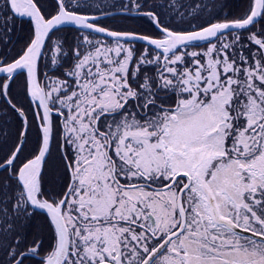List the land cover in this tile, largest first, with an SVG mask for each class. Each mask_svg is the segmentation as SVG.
Here are the masks:
<instances>
[{
    "label": "snow or ice",
    "instance_id": "1",
    "mask_svg": "<svg viewBox=\"0 0 264 264\" xmlns=\"http://www.w3.org/2000/svg\"><path fill=\"white\" fill-rule=\"evenodd\" d=\"M87 6L0 0L4 43L30 21L0 57L21 121L0 133V264H264V0L187 27L153 4L140 14L156 34L101 26ZM63 25L78 29L67 52L50 35ZM16 75L27 110L9 98Z\"/></svg>",
    "mask_w": 264,
    "mask_h": 264
},
{
    "label": "trees",
    "instance_id": "2",
    "mask_svg": "<svg viewBox=\"0 0 264 264\" xmlns=\"http://www.w3.org/2000/svg\"><path fill=\"white\" fill-rule=\"evenodd\" d=\"M53 5L55 3V0H51ZM97 0H92V2H95ZM169 0H164L165 4L168 2ZM217 3H223L226 2L227 0H178L176 3L181 4V6L179 7V9H183L185 8V10H189V9H193L196 7V5H201V7L199 9H197V11L191 15V18H196L195 19V23L199 22V21H203V20H209L213 18V15L215 12H217V8L216 7V2ZM47 4L50 3L48 2V0H46ZM90 0H81V4L82 5H87L89 4ZM236 2V1H235ZM152 4L151 0H146V2H144L145 7H143L141 10H136L138 12H142V11H147L148 10V6L149 4ZM122 4V0H100V2L97 5H94L91 3V5H88L87 7L83 8V11L88 13V14H102V13H106V12H110L111 11H115V10H121L120 5ZM49 5V4H48ZM175 6V5H174ZM231 7L233 6H228L227 4V8H229L231 10ZM238 6H235L236 9ZM97 9V10H96ZM159 8H156L155 11H159ZM163 12H166V10H164ZM234 17H236L239 13L238 10H232ZM232 15V16H233ZM185 16V15H184ZM116 17L121 18V20H117ZM125 19V20H123ZM108 20L111 21L112 25H116V26H120L122 24L125 23V21H128L130 23L129 20L133 21V22H139V24H131V31L140 33V34H156V29L154 28V26L151 24V22L145 17V16H138V17H126V16H114V17H110V18H104V19H100L98 21V23L101 26L107 27V28H111L113 30H129V29H121V28H113L112 26H110V23H106ZM262 20V19H261ZM141 21V22H140ZM181 21H185V17L182 18ZM260 22V20H259ZM262 22V21H261ZM2 21H0V28L2 29ZM9 26L12 28V31L8 33L7 36V43H4L2 40H0V47L3 49L4 51V55L7 56L9 58V56L14 52L15 48L18 46L22 45L20 44L19 39H25L29 37V29H30V22L27 20H20L17 18H14V20L12 22H10ZM171 27V26H170ZM182 27H187V25H183ZM64 31H72L71 34L78 32V30H57L53 33H51V38H53L55 35L57 37L58 34L63 33ZM67 33V32H65ZM69 34V35H71ZM69 35H67L66 37L68 38ZM4 36V31L1 30L0 31V38H2ZM26 40V39H25ZM140 45V44H137ZM143 46V45H142ZM24 77L21 75H16L14 80L10 83V90L12 87H17L18 90L23 92V99H24V106L28 108V103L25 100V92L24 89L22 87V81H23ZM15 103V102H14ZM18 105V104H17ZM19 106V105H18ZM17 122L19 123L20 127H21V121L19 120V118L17 117V115L14 113V111L10 110V109H6L5 107V100L3 98H0V133H6L10 139H12V131L10 130V122ZM15 126V125H13ZM6 173H2L0 172V175H5ZM38 218L34 219V222L36 219H42L43 216L42 215H38ZM30 238V237H29ZM44 243L45 246L47 245V236H44Z\"/></svg>",
    "mask_w": 264,
    "mask_h": 264
},
{
    "label": "rangeland",
    "instance_id": "3",
    "mask_svg": "<svg viewBox=\"0 0 264 264\" xmlns=\"http://www.w3.org/2000/svg\"><path fill=\"white\" fill-rule=\"evenodd\" d=\"M104 1H106V0H104ZM151 1H152L153 4L162 5V7H160L158 12L161 13L162 17L165 19L166 22L171 21V24L169 26H175V27H182L183 25H187L188 26V22L189 21H192L193 23H195L194 21H195L196 18L195 19L191 18V15H189V12L191 11V9H189L187 11L185 10V8L179 9L181 4L176 3L178 0H169L166 4H165L164 0H151ZM48 2H50V3H48L49 6L53 5L51 0H48ZM99 2H100V0H97L95 2H92V0H90L89 4H87V5H91V3L94 4V5H97ZM127 2H128V0H122V4L123 3H127ZM140 2L142 4H144V2H146V0H140ZM215 2H216V7L215 8H217L218 11L214 13L213 18L211 19L213 22H215L217 19H223L225 16H227L229 19L233 18L234 15H233L232 10L233 11L234 10H238L239 12L242 13L245 10L246 6H247L248 0H227L226 2H223V3H217V1H215ZM227 4H228V6L229 5L233 6V7H231V10L229 8H227ZM150 5H152V4L150 3L149 6ZM170 5H175V6L174 7H170ZM235 6H238L237 7L238 9H236ZM164 10H166V12H163ZM114 12H125V11L117 9L115 11H111L110 10V12L97 14V15H106V14H110V13H114ZM125 13L140 14V12H138L136 10L130 11V12H125ZM180 13H183V17H185V20L187 22L181 21L183 17L180 16ZM241 13H239L237 16H239ZM114 16L138 17V16H143V15L140 14V15L130 16L128 14H125V15L124 14H116V15L107 16L105 18H110V17H114ZM102 19H104V18H102ZM116 19L117 20H121V18H119V17H116ZM123 20H125V19H123ZM259 20H260V22H259ZM129 21H130L131 24H136V25L139 24V22H133L131 20H129ZM106 23H108V24L110 23V26H112L113 28L117 27V28H121V29H129V30L131 29V24L128 21H125V23L120 25L119 27L116 26V25H112L110 20H108ZM260 23H264V18H259L258 21H257V25L256 26H259ZM2 24H3V22H2ZM9 24H10V22H9ZM58 30H78V29H75V28H62V29H58ZM55 31H57V30H55ZM65 32H67V33H65ZM71 32L72 31H64L63 33H60V34L57 35V37L62 38V40L64 42V51L65 52L68 51L69 45L73 43L74 37L77 34V32L73 33V34H71ZM69 34H71V35H69ZM67 35H69L68 38L66 37ZM245 35H247V33H245ZM57 37L55 35L52 39H56ZM25 39L27 40V38H25ZM25 39L24 38L23 39H19V40H21L20 44L22 45V47L25 44V41H26ZM204 43L205 42H200L199 44H204ZM137 44H140V45H137ZM22 47L21 46L16 47L14 52L9 56V59H11L13 56H15L17 54V52ZM134 47L137 49V52H139V51L143 50L145 45L141 44V43L134 42ZM190 50H195V49H190ZM0 57H5L4 51H3V49L1 47H0ZM44 64H48V68H44ZM70 64H71V59L70 58H65L62 61V65L63 66L57 65L55 67H53L51 65L50 59L42 60L41 61V73L43 74L44 72H48L50 75H58L60 72H63L67 67H69ZM9 98L13 102L18 104L19 106L23 105L25 110H27V107L24 106V102H23L24 101L23 92L21 90L19 91L17 87H12L11 88L10 94H9ZM10 124H12V125H10V130L12 131V134H13L12 138H14L16 133H17V131L20 128V126H19L20 124L17 123V122H13V121L10 122ZM13 125H15V126H13ZM31 137H32V133L29 132V140H31ZM36 218H38V217H36ZM30 238H31V236H30ZM30 257H28L25 260V264H27V263L36 264V262L34 260H32V259H30L31 261L29 260Z\"/></svg>",
    "mask_w": 264,
    "mask_h": 264
},
{
    "label": "water",
    "instance_id": "4",
    "mask_svg": "<svg viewBox=\"0 0 264 264\" xmlns=\"http://www.w3.org/2000/svg\"><path fill=\"white\" fill-rule=\"evenodd\" d=\"M116 14H128V15H130V16H134V15H140V14H132V13H125V12H114V13H110V14H106V15H98L99 17H100V19H102V18H105V17H107V16H111V15H116ZM15 18H17V19H21V20H28V18H24V17H15ZM258 19L259 18H257V21H258ZM29 21V20H28ZM62 28H75V29H77L75 26H73V25H63V26H60L58 29H62ZM58 29H55V30H58ZM55 30H53V32L55 31ZM97 35H99V34H97ZM110 39V38H109ZM136 43H141V44H144L145 45V43L143 42V41H135ZM197 43H200V42H197ZM36 211H38V210H36Z\"/></svg>",
    "mask_w": 264,
    "mask_h": 264
},
{
    "label": "flooded vegetation",
    "instance_id": "5",
    "mask_svg": "<svg viewBox=\"0 0 264 264\" xmlns=\"http://www.w3.org/2000/svg\"><path fill=\"white\" fill-rule=\"evenodd\" d=\"M40 215H42V214H40ZM42 216H43V215H42ZM42 219H43V218H42ZM33 258H34V259H33ZM30 259H32V260H34V261L36 262V260H37L38 258H36V257H30L29 260H30ZM30 261H31V260H30ZM27 264H30V263H27Z\"/></svg>",
    "mask_w": 264,
    "mask_h": 264
}]
</instances>
